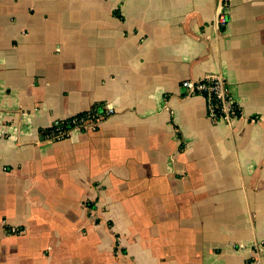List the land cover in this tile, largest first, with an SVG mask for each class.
<instances>
[{
    "label": "crops",
    "instance_id": "1",
    "mask_svg": "<svg viewBox=\"0 0 264 264\" xmlns=\"http://www.w3.org/2000/svg\"><path fill=\"white\" fill-rule=\"evenodd\" d=\"M219 4L0 0V264H264V0Z\"/></svg>",
    "mask_w": 264,
    "mask_h": 264
},
{
    "label": "built area",
    "instance_id": "2",
    "mask_svg": "<svg viewBox=\"0 0 264 264\" xmlns=\"http://www.w3.org/2000/svg\"><path fill=\"white\" fill-rule=\"evenodd\" d=\"M229 0H220L216 24L224 26L226 23L225 10ZM184 95L186 97L200 96L205 100L207 116L212 123L223 121L230 125L231 122L240 117V109L233 101L227 91L225 81L219 75L203 77L198 80H185L182 82ZM114 110L106 109L104 112L87 110L79 115L55 120L49 127L41 131V137L48 143L64 141L71 134L87 132L97 128L99 123L106 117L112 115Z\"/></svg>",
    "mask_w": 264,
    "mask_h": 264
}]
</instances>
